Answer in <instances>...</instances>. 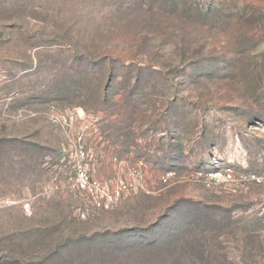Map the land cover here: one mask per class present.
I'll return each mask as SVG.
<instances>
[{"label":"rangeland","instance_id":"obj_1","mask_svg":"<svg viewBox=\"0 0 264 264\" xmlns=\"http://www.w3.org/2000/svg\"><path fill=\"white\" fill-rule=\"evenodd\" d=\"M224 168L264 180V0H0V264H264Z\"/></svg>","mask_w":264,"mask_h":264},{"label":"built area","instance_id":"obj_2","mask_svg":"<svg viewBox=\"0 0 264 264\" xmlns=\"http://www.w3.org/2000/svg\"><path fill=\"white\" fill-rule=\"evenodd\" d=\"M80 177L84 185L87 181V177L84 174L80 175ZM207 178L212 186L222 187L224 184H230L231 186L234 185L235 190L245 189L248 183H264L262 178L256 177L255 175H240L235 178L230 168L213 170L208 174ZM82 217L84 218L83 214Z\"/></svg>","mask_w":264,"mask_h":264}]
</instances>
